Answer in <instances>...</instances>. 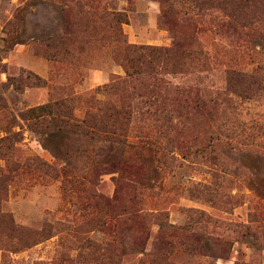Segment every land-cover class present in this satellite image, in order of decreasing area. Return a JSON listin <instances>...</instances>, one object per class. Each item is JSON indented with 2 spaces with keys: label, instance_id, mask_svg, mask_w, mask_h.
<instances>
[{
  "label": "rangeland",
  "instance_id": "obj_1",
  "mask_svg": "<svg viewBox=\"0 0 264 264\" xmlns=\"http://www.w3.org/2000/svg\"><path fill=\"white\" fill-rule=\"evenodd\" d=\"M163 4L0 0V264H264V0L184 7L175 74L136 66L189 34Z\"/></svg>",
  "mask_w": 264,
  "mask_h": 264
},
{
  "label": "trees",
  "instance_id": "obj_2",
  "mask_svg": "<svg viewBox=\"0 0 264 264\" xmlns=\"http://www.w3.org/2000/svg\"><path fill=\"white\" fill-rule=\"evenodd\" d=\"M162 1V3H164L163 5L167 6L169 9L166 12L167 14L172 15V17L175 19V23L177 24V20L181 19V22L183 24L186 25L187 29H188V36L187 38L184 40V42L180 43L177 42L175 43L171 48L169 49H148V48H137L136 51H139V59L136 63V66L138 64H143L145 60L144 56H146L145 53L148 52V54L151 57H148L149 60L147 62V67H145L146 69H150V67H153V62H158L160 63V65H154L155 67L159 66V69L161 71H165L169 70L172 74L177 73V69L179 68V66L181 65L182 60H184L186 57H190L192 56H199L201 54H199L198 52H194L192 51L193 48H189V46L187 47L186 44L192 45V37H193V33L196 30V27H194L193 22H188L185 18L184 12H183V8L187 7V8H192L194 10H196L198 13H202V10L204 11H209L211 9L215 10L216 12H218L220 15L218 16H214L211 19V22L220 30L224 31V32H232L233 34H241V35H247L249 36V33H245L242 31H245L247 29V31H251L255 24L254 21H250L247 20L245 17H242L240 12H244V8L248 7L249 3L251 2H259L260 0H174L175 2H171L169 0H160ZM175 4V7H173ZM182 7L181 9H179L178 7ZM177 7V8H176ZM116 20L118 19V17H120L119 15L115 16ZM254 22V23H253ZM257 23V22H256ZM170 29L173 30V32H175V27L170 26ZM130 50H132L133 48H128ZM200 57V56H199ZM129 65H133L134 63V59L131 60L129 62ZM135 66V67H136ZM128 76H131L132 73L129 72V70L126 71ZM165 73V72H164ZM231 76H235L237 78V83L240 86L241 89H243L244 85H246V89L245 90H249L250 86H253L256 84V80L253 78V75H249V74H244L241 72H233L231 73ZM52 106L57 107V104L54 105H46V110H49L50 112L48 113V115H51L52 112ZM42 109V108H40ZM107 113H108V118H106L107 120H111L110 122V127H108V130L106 134V136L104 137V139H111L112 141H116L119 142L120 141V137L123 136L122 134H119V128H116V126L118 125V119L120 118H125L128 116V114L130 113V110H128L127 108L123 107V105H121L120 107H112L107 109ZM67 115H69V112H67V114L65 115L66 117H68ZM48 118V117H46ZM56 117H51L48 120H46V124L50 123L51 121H53ZM131 215L133 216L132 219H134L135 222H137L136 218H137V214L135 211L131 210L129 212V217H131ZM136 217V218H135ZM172 228V227H171ZM145 229L143 228V230L141 231V233L144 234ZM169 236V238H168ZM166 237V247L168 245H170V239L171 236L168 235Z\"/></svg>",
  "mask_w": 264,
  "mask_h": 264
}]
</instances>
